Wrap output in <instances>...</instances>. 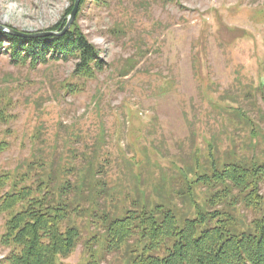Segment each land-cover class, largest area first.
Segmentation results:
<instances>
[{
    "label": "rangeland",
    "instance_id": "obj_1",
    "mask_svg": "<svg viewBox=\"0 0 264 264\" xmlns=\"http://www.w3.org/2000/svg\"><path fill=\"white\" fill-rule=\"evenodd\" d=\"M75 1L0 0V25L62 33ZM74 24L102 61L93 78L75 74V58L15 63L2 43L0 199L51 184L81 235L57 264H129L131 245L105 251L107 219L163 206L183 227L215 193L200 177L264 163V0H86ZM261 194V210L217 209L248 231L264 183ZM23 208L0 214V264Z\"/></svg>",
    "mask_w": 264,
    "mask_h": 264
},
{
    "label": "trees",
    "instance_id": "obj_2",
    "mask_svg": "<svg viewBox=\"0 0 264 264\" xmlns=\"http://www.w3.org/2000/svg\"><path fill=\"white\" fill-rule=\"evenodd\" d=\"M4 42L8 44L6 53L18 64L75 58V74L79 77L93 78L103 70L97 49L76 24L57 38L24 39L0 29V49ZM5 118L0 111V123ZM0 151H4V145ZM198 182L215 191L207 210L197 207L198 217L186 218L180 227L173 211L163 206L154 211L128 210L123 218L107 219L105 251L118 252L124 247L128 250L131 245L129 264H264V216L253 219L250 230L238 232L232 226L234 216L225 212L226 208L242 204L261 210L264 163L226 164L222 171L200 177ZM5 185L6 179L1 178L0 188ZM54 192L51 184L39 182L36 188L26 186L0 199V214L25 205L7 224L4 243L15 246L11 264H57L79 244V230L64 227L69 205L57 204ZM224 204L228 207L217 209ZM89 264L102 263L92 256Z\"/></svg>",
    "mask_w": 264,
    "mask_h": 264
},
{
    "label": "water",
    "instance_id": "obj_3",
    "mask_svg": "<svg viewBox=\"0 0 264 264\" xmlns=\"http://www.w3.org/2000/svg\"><path fill=\"white\" fill-rule=\"evenodd\" d=\"M81 1L82 0H76L75 1L74 9L70 15L67 26L65 27V30L62 33L42 32V33H38V34H25L23 32H19V31L13 30V29L6 28L2 25H0V29L2 31H4L5 33L11 34V35L16 36V37L25 38V39L48 38V37H52V36H61V35L65 34L66 32H68L69 29L71 28L74 20L76 19L77 14H78Z\"/></svg>",
    "mask_w": 264,
    "mask_h": 264
}]
</instances>
